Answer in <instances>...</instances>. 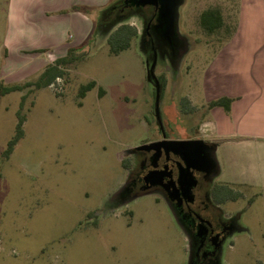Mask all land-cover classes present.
<instances>
[{
  "label": "rangeland",
  "instance_id": "rangeland-1",
  "mask_svg": "<svg viewBox=\"0 0 264 264\" xmlns=\"http://www.w3.org/2000/svg\"><path fill=\"white\" fill-rule=\"evenodd\" d=\"M241 3L181 0L177 52L165 57L171 44L154 29L158 58L141 41L143 20L153 6L130 17L139 36L119 54L111 53L109 21L100 11L91 37L79 47L80 57L60 66L63 74L54 84L0 93V264H189L188 239L157 194L115 207L126 165L135 163L136 155L124 152L165 135L206 137V103L186 113L181 100L204 98L206 71L238 26ZM8 5L0 0L4 85L36 79L39 70L21 67V58L29 55L16 58L6 47ZM208 8H219L225 21L212 33L201 24ZM147 63L166 80L159 100ZM91 80L98 86L82 97L81 85ZM99 87L105 90L101 96ZM21 107L24 137L7 155ZM258 152L264 158V149ZM215 156L220 167L215 180L241 192L224 207L246 227L226 244L223 264H264V165L250 167L244 148L235 144L218 145ZM245 179L255 181L250 185Z\"/></svg>",
  "mask_w": 264,
  "mask_h": 264
},
{
  "label": "crops",
  "instance_id": "crops-1",
  "mask_svg": "<svg viewBox=\"0 0 264 264\" xmlns=\"http://www.w3.org/2000/svg\"><path fill=\"white\" fill-rule=\"evenodd\" d=\"M114 1L9 0L6 47L16 58L17 53L29 55L19 65L39 69V76L48 63L82 46L91 37L97 13ZM204 86V98L188 96L194 106L233 99L230 112L221 106L208 110L205 139L217 141V147H243L250 167L264 165L258 152L264 149V0H242L238 26L211 61Z\"/></svg>",
  "mask_w": 264,
  "mask_h": 264
},
{
  "label": "flooded vegetation",
  "instance_id": "flooded-vegetation-1",
  "mask_svg": "<svg viewBox=\"0 0 264 264\" xmlns=\"http://www.w3.org/2000/svg\"><path fill=\"white\" fill-rule=\"evenodd\" d=\"M127 7L137 10L142 8L130 4ZM127 7L122 8V11ZM156 23L157 9L153 6L151 16L143 20L141 41L144 46L151 47L155 58H158L159 49L153 36ZM168 52H177L175 43L162 54L168 57L170 56ZM196 138L204 139L209 144L212 165L194 170L197 183L191 190H188L186 184L179 182L180 170L185 166L179 154L165 147L160 150H135L130 153L136 155L135 163L126 167L128 175L120 187V197L115 207L126 206L136 197L144 194H157L160 200L165 201L188 239L191 251L189 264H223L226 244L237 232L245 231L246 227L240 223L239 215L227 211L224 207L234 199H223L229 189L225 183L215 180L220 173L215 156L218 142L200 136H186L179 139ZM162 139L174 138L165 135L151 141ZM151 170L161 172V177L155 184H150L146 179Z\"/></svg>",
  "mask_w": 264,
  "mask_h": 264
},
{
  "label": "trees",
  "instance_id": "trees-1",
  "mask_svg": "<svg viewBox=\"0 0 264 264\" xmlns=\"http://www.w3.org/2000/svg\"><path fill=\"white\" fill-rule=\"evenodd\" d=\"M132 5L130 0H120L119 2H112L108 6H106L102 10V16L105 15V21H109L108 26L105 29V34H108L107 42L110 44V50L113 54H119L123 50L129 48L132 45V41L134 38L139 36L138 28L129 23V19L132 16H140L138 15L137 9L128 8V5ZM127 5V6H126ZM134 6V5H132ZM127 7V9H132L134 11H122V8ZM80 6H75L74 9H80ZM127 11V12H126ZM116 13H121L120 18L112 20L110 19L112 16H116ZM224 16L222 11L219 8H208L204 10L201 14V24L202 26L209 31L210 33L215 32L221 29L224 26ZM79 51V47H71L68 53L65 56L57 58L53 63L47 65L44 70L40 73V75L33 80H27L22 83H14L11 85H4L0 83V93L6 94L15 90H24L29 87L42 88L47 87L54 84L59 77L63 74L62 68L60 66L62 64H68L78 60L80 54L77 55ZM161 83V96L166 87V80L161 78L159 79ZM98 86V82L96 80H91L87 84H83L80 87L79 93L82 97H84L88 90H91ZM105 93V90L102 87H99L100 96ZM26 95L22 97V104L25 102ZM233 99L230 97H220L218 99L212 100L208 103V110L221 106L227 112L231 111ZM181 104L185 109L186 113H192L195 110V106H192V102L188 96H184L181 100ZM190 106V107H188ZM19 121L17 123V131L13 139L9 143V147L7 149V155H9L14 146L18 143V141L24 137V123L26 121L25 115L22 114V107L18 111ZM126 167H129L126 165ZM226 187L229 189V192L224 195L223 199L232 198L237 199L238 196L241 195V192H238L236 189L232 188L230 185L226 184Z\"/></svg>",
  "mask_w": 264,
  "mask_h": 264
},
{
  "label": "water",
  "instance_id": "water-1",
  "mask_svg": "<svg viewBox=\"0 0 264 264\" xmlns=\"http://www.w3.org/2000/svg\"><path fill=\"white\" fill-rule=\"evenodd\" d=\"M132 5L144 7L147 5L155 6L157 9V23L155 30L157 33L170 44L174 43V36L178 30L179 6L181 0H130ZM149 71V79H156V95L158 100L161 97V83L154 75L153 68L147 63ZM217 146V145H216ZM165 147L167 150H173L179 154L185 162V166L180 170L179 182L186 184L188 190L196 185L194 175L195 169H204L212 165V157L210 155V146L200 138L196 139H162L144 143L134 148L125 150L124 154L128 155L135 150H160ZM159 170H151L148 172L146 179L150 184H155L157 179L161 177Z\"/></svg>",
  "mask_w": 264,
  "mask_h": 264
}]
</instances>
